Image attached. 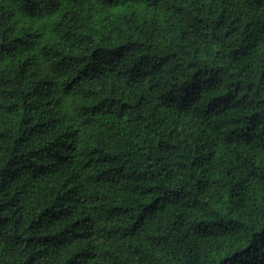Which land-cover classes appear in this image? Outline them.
Masks as SVG:
<instances>
[{
	"label": "trees",
	"instance_id": "16d2710c",
	"mask_svg": "<svg viewBox=\"0 0 264 264\" xmlns=\"http://www.w3.org/2000/svg\"><path fill=\"white\" fill-rule=\"evenodd\" d=\"M0 264H264V0H0Z\"/></svg>",
	"mask_w": 264,
	"mask_h": 264
}]
</instances>
